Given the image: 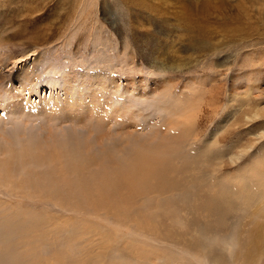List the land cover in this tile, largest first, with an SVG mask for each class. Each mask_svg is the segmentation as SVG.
<instances>
[{
  "label": "rangeland",
  "instance_id": "1",
  "mask_svg": "<svg viewBox=\"0 0 264 264\" xmlns=\"http://www.w3.org/2000/svg\"><path fill=\"white\" fill-rule=\"evenodd\" d=\"M0 264H264V0H0Z\"/></svg>",
  "mask_w": 264,
  "mask_h": 264
},
{
  "label": "bare ground",
  "instance_id": "2",
  "mask_svg": "<svg viewBox=\"0 0 264 264\" xmlns=\"http://www.w3.org/2000/svg\"><path fill=\"white\" fill-rule=\"evenodd\" d=\"M32 75V74H31ZM28 77H29V84L27 85V86H25V87H21L20 88V91L22 92V93H27V94H22V96L24 97L25 96V101L24 102H26V105L28 104V105H30V101L28 100V99H26L27 98V96L28 95H30V94H32V93H34V94H39V87H40V83H41V79L43 78V77H38V78H32V77H34V76H30V75H27ZM113 80V79H112ZM48 84H49V86H51L52 88H54V89H56L57 88V85L56 84H53L52 83V81L51 80H49L48 79ZM67 90H68V88H66L65 86H64V88H63V92L64 93H62V94H60V95H62V96H58L56 99L54 98V97H52V98H50V99H47V100H45V99H41V101H39V103H42L43 105H45V106H43V108L44 107H46V108H44L43 109V112L45 111V112H47V111H50V110H52V108H54V107H56V106H59L60 104H62V103H66V102H68V100H66V98H64V96L65 97H67V98H70V97H73V94H71V93H69L70 92V90L67 92ZM17 94V93H16ZM27 95V96H26ZM89 94H86L85 96H84V98H86L87 96H88ZM17 96V95H16ZM15 96V97H16ZM61 102V103H60ZM82 102H84V101H82ZM95 102V105L94 104H92L90 107H93V106H96L98 103L96 102V101H94ZM17 104H21V103H17ZM14 105V104H13ZM32 108H34L35 107V105H33V104H31L30 105ZM123 106H125V105H123ZM126 107V106H125ZM15 108H17V107H15ZM37 108H39V106L37 107ZM85 108V107H84ZM121 108V107H120ZM20 109H21V107H20ZM110 110L112 109V108H109ZM108 109V110H109ZM124 109V108H123ZM22 110V109H21ZM80 110H83V109H80ZM109 110V111H110ZM89 111V110H88ZM119 112H121V109L120 110H118ZM125 112V111H124ZM124 115V114H123Z\"/></svg>",
  "mask_w": 264,
  "mask_h": 264
}]
</instances>
